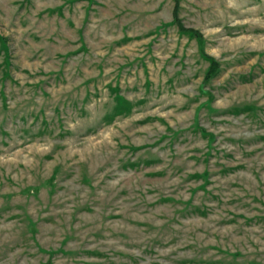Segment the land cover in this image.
Returning <instances> with one entry per match:
<instances>
[{
	"label": "rangeland",
	"instance_id": "rangeland-1",
	"mask_svg": "<svg viewBox=\"0 0 264 264\" xmlns=\"http://www.w3.org/2000/svg\"><path fill=\"white\" fill-rule=\"evenodd\" d=\"M0 264H264V0H0Z\"/></svg>",
	"mask_w": 264,
	"mask_h": 264
},
{
	"label": "trees",
	"instance_id": "trees-1",
	"mask_svg": "<svg viewBox=\"0 0 264 264\" xmlns=\"http://www.w3.org/2000/svg\"><path fill=\"white\" fill-rule=\"evenodd\" d=\"M187 34H195L193 31H187Z\"/></svg>",
	"mask_w": 264,
	"mask_h": 264
}]
</instances>
